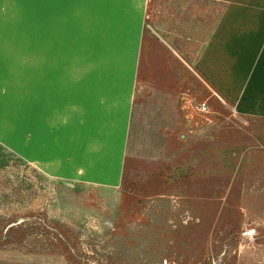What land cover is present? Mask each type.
<instances>
[{
	"label": "rangeland",
	"instance_id": "374dc122",
	"mask_svg": "<svg viewBox=\"0 0 264 264\" xmlns=\"http://www.w3.org/2000/svg\"><path fill=\"white\" fill-rule=\"evenodd\" d=\"M80 1L0 0V132L8 137L21 106L30 130L33 89L41 106L52 102L47 83L69 47L73 85L129 73L135 24L106 13L91 22L89 5L80 54ZM236 1L239 14H264V0ZM189 95L191 119L199 103ZM216 109L215 141L185 145L169 183L144 170L118 188L71 183L0 145V264H264V139L255 136L263 124Z\"/></svg>",
	"mask_w": 264,
	"mask_h": 264
},
{
	"label": "crops",
	"instance_id": "0c3cea01",
	"mask_svg": "<svg viewBox=\"0 0 264 264\" xmlns=\"http://www.w3.org/2000/svg\"><path fill=\"white\" fill-rule=\"evenodd\" d=\"M107 1L109 10L105 0L80 1V54L89 38L82 34V12L90 5L91 22L106 13L117 23L135 24L128 36L134 40L129 73L121 79L81 77L73 85L69 47L68 58L55 67L58 78L47 83L52 102L41 106L39 87L33 89L30 130L25 132L21 106L15 136L0 132V145L54 179L118 188L141 170L172 182L169 173L185 145L210 136L215 141L216 115L222 116L216 106L264 127V14H239L236 0ZM185 92L207 103V114L189 119ZM263 127L257 138L264 139Z\"/></svg>",
	"mask_w": 264,
	"mask_h": 264
},
{
	"label": "built area",
	"instance_id": "2783aa9c",
	"mask_svg": "<svg viewBox=\"0 0 264 264\" xmlns=\"http://www.w3.org/2000/svg\"><path fill=\"white\" fill-rule=\"evenodd\" d=\"M191 110L197 114H207L208 106L206 103L191 104Z\"/></svg>",
	"mask_w": 264,
	"mask_h": 264
},
{
	"label": "clouds",
	"instance_id": "9594fccd",
	"mask_svg": "<svg viewBox=\"0 0 264 264\" xmlns=\"http://www.w3.org/2000/svg\"><path fill=\"white\" fill-rule=\"evenodd\" d=\"M4 7H5V10H7V8L9 7V5L5 4V6H4Z\"/></svg>",
	"mask_w": 264,
	"mask_h": 264
}]
</instances>
